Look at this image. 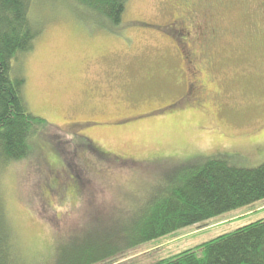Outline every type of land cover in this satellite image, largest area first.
Here are the masks:
<instances>
[{
    "label": "rangeland",
    "instance_id": "1",
    "mask_svg": "<svg viewBox=\"0 0 264 264\" xmlns=\"http://www.w3.org/2000/svg\"><path fill=\"white\" fill-rule=\"evenodd\" d=\"M207 1L219 28L202 44L196 0H127L111 28L84 20L87 10L69 0H34L41 33L14 65L30 111L52 126L32 138L29 158L0 166L21 260L44 259L91 214L134 208L176 163L264 162V0ZM183 52L198 58L189 63L190 91ZM261 218L264 199L144 243L119 262L152 264Z\"/></svg>",
    "mask_w": 264,
    "mask_h": 264
},
{
    "label": "trees",
    "instance_id": "2",
    "mask_svg": "<svg viewBox=\"0 0 264 264\" xmlns=\"http://www.w3.org/2000/svg\"><path fill=\"white\" fill-rule=\"evenodd\" d=\"M87 10L84 20L103 28L121 22L127 0H69ZM34 0H0V166L29 158L32 138L52 126L33 114L24 98V75L14 63L30 52L42 23L31 17ZM92 16V17H91ZM91 17V18H90ZM148 199L130 210L93 214L79 230L58 237L50 255L35 264H120L123 255L182 227L202 223L264 199V162L229 164L194 157L174 164ZM0 264H30L19 258L0 199ZM152 264H264V219L219 234Z\"/></svg>",
    "mask_w": 264,
    "mask_h": 264
},
{
    "label": "flooded vegetation",
    "instance_id": "3",
    "mask_svg": "<svg viewBox=\"0 0 264 264\" xmlns=\"http://www.w3.org/2000/svg\"><path fill=\"white\" fill-rule=\"evenodd\" d=\"M185 4H189L188 0H183ZM191 5V4H190ZM195 8L191 10L196 14L197 17V25L195 24V28L197 29V36L200 37L202 44H207L218 32L219 24L217 22V14L218 10H212V7L209 5L207 0H196ZM175 41H179L181 37L175 36ZM181 42V41H180ZM179 42V43H180ZM196 51V50H195ZM182 63L185 65V69L182 70V74L185 75V89H189L193 84V80L189 79V63L197 62L198 58L196 55H191L189 58L183 52L181 57ZM202 86V85H200Z\"/></svg>",
    "mask_w": 264,
    "mask_h": 264
}]
</instances>
